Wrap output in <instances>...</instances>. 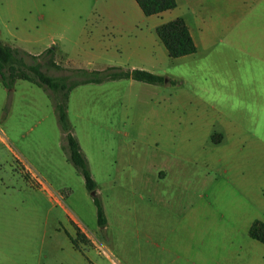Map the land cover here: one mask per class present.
Masks as SVG:
<instances>
[{"label":"rangeland","instance_id":"obj_1","mask_svg":"<svg viewBox=\"0 0 264 264\" xmlns=\"http://www.w3.org/2000/svg\"><path fill=\"white\" fill-rule=\"evenodd\" d=\"M176 2L145 17L134 0H0V43L30 56L53 48L60 70L38 60L52 77L135 67L163 78L85 84L70 95L69 123L89 159L106 232L61 147L49 94L27 81L10 93L0 83V264H64L58 216L88 236L98 264H163L164 220L169 228L221 221L235 224L237 237L246 231L259 190L246 179L247 150L229 140L231 125L251 124L235 115L242 102L228 99L225 63L238 61L239 49H228L222 33L229 2ZM176 18L200 33L196 53L170 59L155 27Z\"/></svg>","mask_w":264,"mask_h":264},{"label":"crops","instance_id":"obj_2","mask_svg":"<svg viewBox=\"0 0 264 264\" xmlns=\"http://www.w3.org/2000/svg\"><path fill=\"white\" fill-rule=\"evenodd\" d=\"M224 2H229L230 16L227 20L229 28L224 29L225 22H222L223 37L226 39L228 49L233 44H238L239 48L231 46V49H236L233 52L237 53L238 61L225 63L229 68L228 99L239 104L242 102L237 107L235 115L246 116L251 122L247 126L231 125L229 140H233L234 147L247 150L245 162L249 174L246 179L256 182L254 186L259 190L258 202L253 207L252 214L250 212L246 214L248 227L246 231L240 233V237L236 235V225L229 222H212L202 228L198 227L195 220L178 221L170 228L168 220L160 222V229H164L163 235L158 237L162 242L163 264H264V245L248 235L254 221L264 222V0H215V4L219 6ZM188 29L195 43L200 30L192 25ZM232 65H235L236 69L233 70ZM75 138L93 174L84 147L76 135ZM62 213L66 220L65 212ZM108 223L106 221L107 225L103 229L105 232L108 230ZM74 225L75 223L64 227L60 217H57V232L65 237L67 250V261L64 264H98L93 261L88 248L92 242L81 230L90 245L79 244L80 249H76L71 243L69 236L76 237Z\"/></svg>","mask_w":264,"mask_h":264},{"label":"trees","instance_id":"obj_3","mask_svg":"<svg viewBox=\"0 0 264 264\" xmlns=\"http://www.w3.org/2000/svg\"><path fill=\"white\" fill-rule=\"evenodd\" d=\"M145 17L158 16L166 11L176 8V0H134ZM155 34L163 45L170 59H178L196 53V45L190 35L189 29L182 18H176L155 27ZM54 49L49 48L38 56H30L28 53L0 43V83L10 93L18 80L27 81L45 90L54 106L57 122L61 131V147L68 162L82 177L86 191L90 194L96 209V221L99 229L106 226L104 209L99 199L97 185L90 171L86 157L81 151L75 138L67 115L68 98L73 89L84 84H100L106 81L130 79L146 84H161L163 78L150 72L130 69L123 70L116 67L107 68L104 71H88L85 69H71L70 74L61 77H52L42 71L44 63L38 60H46L49 68L60 70L53 59ZM35 62L28 64L26 59ZM216 135L212 136L215 142ZM76 237L69 239L76 249L79 244L90 245V242L74 225ZM251 239L264 245V222L254 221L248 231Z\"/></svg>","mask_w":264,"mask_h":264}]
</instances>
